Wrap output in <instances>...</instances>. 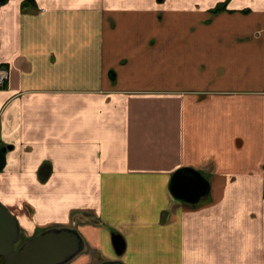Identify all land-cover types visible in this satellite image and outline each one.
I'll use <instances>...</instances> for the list:
<instances>
[{
  "label": "crops",
  "instance_id": "crops-1",
  "mask_svg": "<svg viewBox=\"0 0 264 264\" xmlns=\"http://www.w3.org/2000/svg\"><path fill=\"white\" fill-rule=\"evenodd\" d=\"M23 1L0 4V202L22 233L76 227L68 264H264V0ZM183 168L208 197L172 194Z\"/></svg>",
  "mask_w": 264,
  "mask_h": 264
},
{
  "label": "water",
  "instance_id": "water-1",
  "mask_svg": "<svg viewBox=\"0 0 264 264\" xmlns=\"http://www.w3.org/2000/svg\"><path fill=\"white\" fill-rule=\"evenodd\" d=\"M2 1V0H0ZM12 146L0 147V169L6 164V154ZM172 194L190 204L198 203L210 194V182L190 168L178 170L171 181ZM22 228L18 218L0 202V256L5 264H68L86 248L76 227H49L17 246ZM115 250L121 256L126 248L124 237L112 234ZM95 264H126L121 259L104 260Z\"/></svg>",
  "mask_w": 264,
  "mask_h": 264
},
{
  "label": "trees",
  "instance_id": "trees-1",
  "mask_svg": "<svg viewBox=\"0 0 264 264\" xmlns=\"http://www.w3.org/2000/svg\"><path fill=\"white\" fill-rule=\"evenodd\" d=\"M6 1L7 0H2V1H0V4L1 3H4ZM225 8H226L225 3H221L215 9H213L212 12L214 14H216V13L222 11V10H225ZM32 9H37V4H36V1L35 0H24L22 2V11L28 12V11H30ZM4 263H5L4 258L3 257H0V264H4Z\"/></svg>",
  "mask_w": 264,
  "mask_h": 264
},
{
  "label": "rangeland",
  "instance_id": "rangeland-1",
  "mask_svg": "<svg viewBox=\"0 0 264 264\" xmlns=\"http://www.w3.org/2000/svg\"><path fill=\"white\" fill-rule=\"evenodd\" d=\"M43 230H44V229H40V231H38V233L41 232V231H43ZM38 233H36V234H38ZM36 234H34V235H36ZM34 235L28 237L27 234H25V233H21L20 240H19L17 246L20 245L21 242H23V241H25V240H27V239L33 237ZM85 249H86V248H85ZM93 257H94L93 261H95V262H97V263L102 262L101 259L97 256V254L94 253ZM4 264H5V263H4Z\"/></svg>",
  "mask_w": 264,
  "mask_h": 264
},
{
  "label": "built area",
  "instance_id": "built-area-1",
  "mask_svg": "<svg viewBox=\"0 0 264 264\" xmlns=\"http://www.w3.org/2000/svg\"><path fill=\"white\" fill-rule=\"evenodd\" d=\"M9 76V71L6 68L0 67V87L5 84Z\"/></svg>",
  "mask_w": 264,
  "mask_h": 264
},
{
  "label": "flooded vegetation",
  "instance_id": "flooded-vegetation-1",
  "mask_svg": "<svg viewBox=\"0 0 264 264\" xmlns=\"http://www.w3.org/2000/svg\"><path fill=\"white\" fill-rule=\"evenodd\" d=\"M24 242V241H23ZM22 243V242H21ZM1 257V256H0ZM4 258V257H3ZM5 260V259H4Z\"/></svg>",
  "mask_w": 264,
  "mask_h": 264
}]
</instances>
